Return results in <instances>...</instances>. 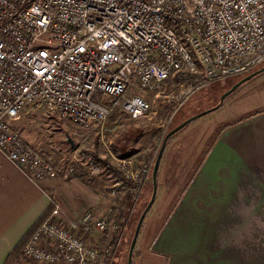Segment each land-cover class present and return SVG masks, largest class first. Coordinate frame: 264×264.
<instances>
[{
  "label": "built area",
  "instance_id": "built-area-1",
  "mask_svg": "<svg viewBox=\"0 0 264 264\" xmlns=\"http://www.w3.org/2000/svg\"><path fill=\"white\" fill-rule=\"evenodd\" d=\"M263 62L264 0H0V153L35 184L78 171L99 179L110 166L90 152H73L57 170L11 123L25 106L92 131L115 109L139 121L149 102L131 89L158 96L175 82L165 100L176 112L198 90ZM112 160L122 178L108 173L102 213L63 220L54 206L21 245L23 259L109 264L127 220L115 217L116 198L129 194L133 206L149 177V165Z\"/></svg>",
  "mask_w": 264,
  "mask_h": 264
},
{
  "label": "crops",
  "instance_id": "crops-1",
  "mask_svg": "<svg viewBox=\"0 0 264 264\" xmlns=\"http://www.w3.org/2000/svg\"><path fill=\"white\" fill-rule=\"evenodd\" d=\"M259 84L241 85L214 114L187 124L174 140L183 141L175 160L163 149L149 210L159 203L146 222V231L153 224L157 230L152 256L166 257L168 264H264V89ZM80 178L35 184L0 153V264L42 221L51 200L63 220L87 209L102 213L105 202Z\"/></svg>",
  "mask_w": 264,
  "mask_h": 264
},
{
  "label": "rangeland",
  "instance_id": "rangeland-1",
  "mask_svg": "<svg viewBox=\"0 0 264 264\" xmlns=\"http://www.w3.org/2000/svg\"><path fill=\"white\" fill-rule=\"evenodd\" d=\"M262 66H264V62L255 67L251 72L260 69ZM247 75H249V72L233 75L225 80L210 84L198 90L176 112H173L172 107L165 100V98L173 93L176 85L175 82L171 81L166 83L163 92L158 96L144 94L131 89L129 93H136L143 96L149 102V109L144 118L139 121H131L123 113L118 111V109H115L106 118L102 126L95 131L90 130V128L80 127L68 120H58L54 116L31 106H25L23 108L19 118L11 123L10 128L15 131L29 149L38 153L44 159H47L57 170H62L68 162V157L73 152L78 154L90 152L95 159L97 158L101 165H108L112 168L115 166V161L112 160V157L118 159L128 158L135 167L139 164L149 165L150 177L154 158L165 134L187 118L216 106L218 100L214 104H208L211 96H218L220 93H225ZM257 82L260 83L258 86L259 89H264V72L244 83L242 88L248 87V89H251L253 84ZM106 101L107 99L102 98L103 103H106ZM215 111H211L205 115L214 114ZM203 116L192 122L201 119ZM185 128L173 134L164 148L165 154L166 152H170L174 160L177 158L179 150L181 149L180 146L183 144L181 139L176 143L174 140ZM65 136L73 141V148H69L65 143ZM117 154L122 157H117ZM108 173H110L109 168L107 172L99 175V179H92L91 181H89V178L85 174L81 173L79 176L85 185L97 194L101 190H106L112 184ZM146 183L147 181L136 203L133 206L130 204L128 209H125L124 199L120 195L116 198L118 205L113 210L114 215L118 217V215L124 214L127 216V220L109 264H125L126 262L127 249L133 228L150 197L151 185L149 186ZM158 203L157 199L140 226L132 252L131 264H168L166 257L152 256L150 254V248L157 231H154V224L149 231H146V222L150 214L154 212ZM118 235L119 233L117 234V232L114 234L115 239ZM149 261L151 262L149 263ZM15 262L16 264H33L20 256Z\"/></svg>",
  "mask_w": 264,
  "mask_h": 264
},
{
  "label": "water",
  "instance_id": "water-1",
  "mask_svg": "<svg viewBox=\"0 0 264 264\" xmlns=\"http://www.w3.org/2000/svg\"><path fill=\"white\" fill-rule=\"evenodd\" d=\"M264 72V66H262L260 69L250 73L249 75L243 77L242 79H240L237 83H235L229 90H227L225 93L221 94L220 97L218 98V104L216 106H214L213 108H210L206 111H203L199 114H196L194 116H191L189 118H187L186 120L182 121L181 123H179L178 125L174 126L172 129H170L165 136L163 137L162 141L160 142V146L157 150L156 156L154 158L152 167H151V171H150V185H151V193H150V197L149 200L146 204V206L144 207V209L142 210L141 214L139 215L136 224L134 226L133 229V233L128 245V249H127V254H126V262L125 264H131V257H132V252H133V248L138 236V232L141 226V223L143 221V218L145 216V214L147 213V211L149 210L151 204L153 203V200L155 198V193H156V173H157V169H158V165L160 162V158L165 146L166 141L168 140L169 137H171L173 134H175L176 132L180 131L182 128H184L187 124H189L190 122H192L193 120L205 115L206 113H209L213 110H215L218 105L222 102L223 99H225L227 96H229L231 93H233L237 88H239L241 85H243L244 83L248 82L249 80H251L252 78L256 77L257 75L261 74ZM65 143L68 145L69 148H73V141L65 136L64 138Z\"/></svg>",
  "mask_w": 264,
  "mask_h": 264
},
{
  "label": "trees",
  "instance_id": "trees-1",
  "mask_svg": "<svg viewBox=\"0 0 264 264\" xmlns=\"http://www.w3.org/2000/svg\"><path fill=\"white\" fill-rule=\"evenodd\" d=\"M249 73H252L251 71ZM185 80V78L180 80V83H182ZM169 139V138H168ZM167 142V141H166ZM117 157H122V156H118ZM52 164V163H51ZM53 165V164H52ZM54 166V165H53ZM55 167V166H54ZM110 173H112L113 176L118 177L119 179H121L122 177L120 176L119 172L116 171L114 168L110 167L109 168ZM81 174V173H79ZM78 173L74 172L73 174L69 175L72 177H80ZM150 186V179L148 177L147 179V183ZM125 209H128L130 207L131 201H132V197L129 194L125 195ZM136 203V202H135ZM53 203L52 200L48 206V208L43 212V214L41 215V218L39 219L38 222H40L41 220H43L48 214L51 213V211L53 210ZM118 218L121 219L120 215H118ZM134 229V228H133ZM133 232V231H132ZM26 238V237H25ZM25 238L23 240H21L18 245L7 255V257L5 258L3 264H13L15 262V260L19 257V252H20V248L22 243L24 242ZM113 239H115V236H113ZM130 242V241H129Z\"/></svg>",
  "mask_w": 264,
  "mask_h": 264
}]
</instances>
